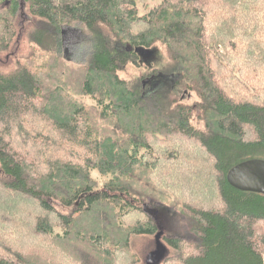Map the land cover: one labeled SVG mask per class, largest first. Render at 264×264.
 Masks as SVG:
<instances>
[{
	"label": "trees",
	"instance_id": "obj_1",
	"mask_svg": "<svg viewBox=\"0 0 264 264\" xmlns=\"http://www.w3.org/2000/svg\"><path fill=\"white\" fill-rule=\"evenodd\" d=\"M139 1L0 0V264H137L150 201L202 241L168 239L163 264H264V195L227 179L264 159V0ZM72 23L84 64L60 53ZM136 48L170 89L146 93Z\"/></svg>",
	"mask_w": 264,
	"mask_h": 264
},
{
	"label": "rangeland",
	"instance_id": "obj_2",
	"mask_svg": "<svg viewBox=\"0 0 264 264\" xmlns=\"http://www.w3.org/2000/svg\"><path fill=\"white\" fill-rule=\"evenodd\" d=\"M162 0H140L138 2L140 15L143 16L149 12L150 9L157 7ZM28 20L22 19L19 22V26H25ZM31 27L26 28L28 31ZM62 34H60V53L62 56L74 64H84L93 48L91 47L90 35L88 30L80 23L66 24L62 27ZM27 37V34H26ZM19 36V42L16 41V46H18L15 52L19 51L20 54L24 55L29 51V45L27 43V38ZM163 50V49H162ZM164 51V50H163ZM165 52V51H164ZM166 55V54H165ZM141 57V62L149 67L147 69L148 74L142 79L145 84V88H166L170 89L172 83L169 78L163 76L162 78L153 77L152 73L156 67V60L154 52L152 55ZM167 59V55H166ZM155 60V61H154ZM154 65V66H153ZM145 73L144 68H137L134 65L129 66L125 71L121 72V75L128 79L133 80L139 75ZM154 74V75H153ZM156 85V86H154ZM197 97L195 94H191L188 101L193 103L196 101ZM97 179H102L98 176ZM95 176V177H96ZM147 212L153 219L155 225L157 226V233L152 236H134L132 239V252L138 259L137 264H163L164 260L169 256H180V252L173 249L169 243L168 239H181L191 243H201V239L196 234L197 225L191 219L183 216L175 208H167L162 203H156L150 201L148 203ZM180 264V263H178ZM206 264V263H204ZM209 264V263H208ZM213 264V263H210Z\"/></svg>",
	"mask_w": 264,
	"mask_h": 264
},
{
	"label": "water",
	"instance_id": "obj_3",
	"mask_svg": "<svg viewBox=\"0 0 264 264\" xmlns=\"http://www.w3.org/2000/svg\"><path fill=\"white\" fill-rule=\"evenodd\" d=\"M131 50L129 47V51ZM135 51L140 57L152 55L154 52L142 48H136ZM227 179L229 184L238 190L264 195V159L247 160L236 165L229 171ZM145 211L147 212L146 208Z\"/></svg>",
	"mask_w": 264,
	"mask_h": 264
},
{
	"label": "flooded vegetation",
	"instance_id": "obj_4",
	"mask_svg": "<svg viewBox=\"0 0 264 264\" xmlns=\"http://www.w3.org/2000/svg\"><path fill=\"white\" fill-rule=\"evenodd\" d=\"M145 58H148V57H145ZM154 86H156V85H154ZM156 88L154 87V89H152V88H146V93H152L154 90H155Z\"/></svg>",
	"mask_w": 264,
	"mask_h": 264
},
{
	"label": "bare ground",
	"instance_id": "obj_5",
	"mask_svg": "<svg viewBox=\"0 0 264 264\" xmlns=\"http://www.w3.org/2000/svg\"><path fill=\"white\" fill-rule=\"evenodd\" d=\"M19 48V47H18ZM35 208V207H34ZM39 219V218H38ZM35 221V220H34ZM47 232V231H46ZM47 234V233H46ZM200 250V249H199ZM199 250H197V252L199 251Z\"/></svg>",
	"mask_w": 264,
	"mask_h": 264
}]
</instances>
